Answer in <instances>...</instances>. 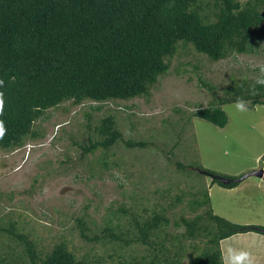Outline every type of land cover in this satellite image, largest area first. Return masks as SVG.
<instances>
[{"label": "rangeland", "instance_id": "rangeland-1", "mask_svg": "<svg viewBox=\"0 0 264 264\" xmlns=\"http://www.w3.org/2000/svg\"><path fill=\"white\" fill-rule=\"evenodd\" d=\"M203 7L210 10L207 4ZM169 61L168 72L148 96L79 105L65 101L34 123L38 136L14 149L0 147V228L14 224L40 250L50 251L64 241L79 259L117 264L153 255L149 245L136 239L134 216L142 223L155 212L164 213L170 221L160 234H168L165 242L174 253L178 239L172 236L183 239L182 218L206 211L208 205L194 209L191 202L207 192L215 214L235 223L264 226L263 178L250 175L238 188H226L196 168L237 177L264 169V104L248 106L246 113L236 112L234 102L223 104L229 117L224 127L193 115L235 83H254L264 66V39L255 53L234 52L220 60H212L192 44H179ZM110 114L126 139L149 144L128 147L119 141L108 149L84 152L90 138L101 139L95 127ZM177 161L187 167L179 168ZM77 218H83L90 236L107 234L103 229L110 226L133 241L126 244L108 236L87 240ZM183 240L186 253L175 264H189L191 252L207 246L203 238ZM194 242L199 249L194 250ZM222 243L225 264L229 247L248 251L253 264L264 262V236L237 234ZM9 249L19 254L21 246L0 230V252Z\"/></svg>", "mask_w": 264, "mask_h": 264}, {"label": "trees", "instance_id": "trees-1", "mask_svg": "<svg viewBox=\"0 0 264 264\" xmlns=\"http://www.w3.org/2000/svg\"><path fill=\"white\" fill-rule=\"evenodd\" d=\"M205 4L210 7L208 12L204 11ZM263 39L264 0H0V78L4 80L0 87L4 94L0 120L7 129L0 147L14 149L29 137L38 136L34 123L65 101L79 105L148 96L159 77L168 72L169 58L179 44H192L198 52L220 60L234 52L255 53ZM252 84L246 80L235 83L216 102L198 107L193 115L226 126L229 117L223 104L238 98L249 107L264 104V86L257 85L253 90ZM95 129L101 139L90 138L91 144L83 146L84 152L98 147L108 149L119 141L128 147L149 144L126 139L111 114ZM177 166L187 167L180 161ZM196 168L210 175L212 183L226 188L242 181L225 183L220 177L241 176ZM206 205L205 212L182 218L186 227L183 239L203 238L206 240L201 241L207 245L194 255L191 252L189 264H225L223 239L248 231L264 234L263 225L235 223L215 214L208 192L191 202L194 209ZM169 221L162 212H155L142 223L134 216L139 232L136 239L149 245L153 255L149 260L133 258L117 264L180 263L186 253L181 235L172 236L178 244L170 254L171 247L165 242L168 234H160ZM77 222L81 236L87 240L108 236L126 244L133 241L110 226L103 229L107 234L90 236L83 218H77ZM0 230L8 232L21 246L19 254L13 249L0 252V264H104L77 258L64 241L50 251L40 250L37 242L14 224ZM193 246L199 249L197 242Z\"/></svg>", "mask_w": 264, "mask_h": 264}, {"label": "clouds", "instance_id": "clouds-1", "mask_svg": "<svg viewBox=\"0 0 264 264\" xmlns=\"http://www.w3.org/2000/svg\"><path fill=\"white\" fill-rule=\"evenodd\" d=\"M4 80L0 78V87H3ZM257 85L264 86V66H260L259 68V74L257 75L254 83L250 85V88L255 90ZM233 107L236 112L238 113H246L249 111L248 104L243 100L238 98L234 104ZM4 109V94L3 92H0V114L3 113ZM7 129L5 127V122L3 120H0V139L3 138L5 135ZM227 260L228 264H253V258L251 257L250 253L248 251L244 250H235L231 247L227 250Z\"/></svg>", "mask_w": 264, "mask_h": 264}, {"label": "water", "instance_id": "water-1", "mask_svg": "<svg viewBox=\"0 0 264 264\" xmlns=\"http://www.w3.org/2000/svg\"><path fill=\"white\" fill-rule=\"evenodd\" d=\"M250 175H257V176H259V177H263V175H264V169L261 168V169H259V170H255V171L250 172L249 174L243 175V176H241V177H239V178H227V177H220V178H221V180H222L223 182L228 183V182H230V181H234V180H237V181H238V180H243V179H245L246 177H248V176H250Z\"/></svg>", "mask_w": 264, "mask_h": 264}, {"label": "crops", "instance_id": "crops-1", "mask_svg": "<svg viewBox=\"0 0 264 264\" xmlns=\"http://www.w3.org/2000/svg\"><path fill=\"white\" fill-rule=\"evenodd\" d=\"M262 178V177H261ZM239 187V185L238 186H236V188H238ZM235 187H233V189H234ZM253 232L255 233V234H257L259 237H263L264 236V234L263 233H260V232H256V231H248V232H243V233H237L239 236H246L247 238L248 237H251V234H253ZM237 234H234V235H232V236H230V237H228V238H225V239H223L222 241L224 242V240H227V239H230V238H233V237H235V236H237ZM222 241H221V247H222ZM222 251H223V255H224V259H225V252H224V249H223V247H222ZM259 264H261V263H259ZM263 264H264V262H263Z\"/></svg>", "mask_w": 264, "mask_h": 264}]
</instances>
